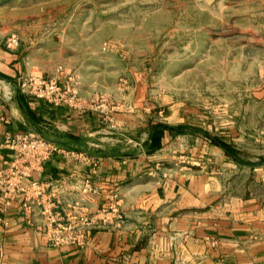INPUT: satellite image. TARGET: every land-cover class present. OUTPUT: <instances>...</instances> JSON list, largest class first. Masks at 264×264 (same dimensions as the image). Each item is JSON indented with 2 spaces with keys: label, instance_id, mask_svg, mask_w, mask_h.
<instances>
[{
  "label": "rangeland",
  "instance_id": "rangeland-1",
  "mask_svg": "<svg viewBox=\"0 0 264 264\" xmlns=\"http://www.w3.org/2000/svg\"><path fill=\"white\" fill-rule=\"evenodd\" d=\"M0 46L18 81L40 75L89 112L65 150L140 152L168 125L160 167L211 178L223 203L228 184L264 196V0H0Z\"/></svg>",
  "mask_w": 264,
  "mask_h": 264
},
{
  "label": "crops",
  "instance_id": "crops-1",
  "mask_svg": "<svg viewBox=\"0 0 264 264\" xmlns=\"http://www.w3.org/2000/svg\"><path fill=\"white\" fill-rule=\"evenodd\" d=\"M13 55L0 46V134L27 131L57 144L90 136L87 109L20 92ZM168 130L153 151L149 138L140 152L106 150L89 138L98 149L89 153L95 167L78 155H52L10 197L0 179V264H264V196H236L228 184L223 203L211 178L160 167L170 158ZM15 156L0 148V165ZM110 206L83 245L48 242L49 216L75 223L74 211Z\"/></svg>",
  "mask_w": 264,
  "mask_h": 264
},
{
  "label": "built area",
  "instance_id": "built-area-1",
  "mask_svg": "<svg viewBox=\"0 0 264 264\" xmlns=\"http://www.w3.org/2000/svg\"><path fill=\"white\" fill-rule=\"evenodd\" d=\"M10 39L12 42H17L14 35ZM18 88L20 92L44 99L53 106L66 105L78 109L85 108L75 102L73 97H68L65 93L60 92L55 83L44 79L40 75L20 77ZM0 148H7L16 153V156L5 166L0 165V179L6 197H10L19 191L23 179L30 176L34 169L41 167L52 155H78L80 158L92 162L94 167L97 165V161L87 153H78L74 150L67 151L60 144L27 131H7L2 135L0 134ZM88 184L87 182L85 188L89 187ZM33 186L37 187L39 183L33 182ZM25 207L29 208L28 205ZM113 210L114 208L110 206L109 209L103 208L96 214L74 211L72 218L76 219L75 223L71 221L63 223L55 217L49 216L48 223L44 226L43 231L48 242L55 246L69 244L81 246L85 242V231L90 227L104 223L108 214Z\"/></svg>",
  "mask_w": 264,
  "mask_h": 264
},
{
  "label": "trees",
  "instance_id": "trees-1",
  "mask_svg": "<svg viewBox=\"0 0 264 264\" xmlns=\"http://www.w3.org/2000/svg\"><path fill=\"white\" fill-rule=\"evenodd\" d=\"M22 93V92H21ZM24 94V93H22ZM165 129H172V127L168 125H155L153 126L149 131V141H148V151H153L157 148H159L162 145V138L164 135ZM216 144L220 147H222L228 154H231V151L229 150L228 146L223 143L222 141L215 140ZM232 155V154H231ZM234 156V155H232Z\"/></svg>",
  "mask_w": 264,
  "mask_h": 264
}]
</instances>
